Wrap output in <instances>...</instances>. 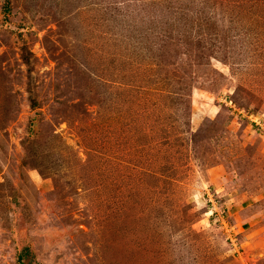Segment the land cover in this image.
Instances as JSON below:
<instances>
[{
	"label": "rangeland",
	"instance_id": "obj_1",
	"mask_svg": "<svg viewBox=\"0 0 264 264\" xmlns=\"http://www.w3.org/2000/svg\"><path fill=\"white\" fill-rule=\"evenodd\" d=\"M0 264H264V0H0Z\"/></svg>",
	"mask_w": 264,
	"mask_h": 264
},
{
	"label": "trees",
	"instance_id": "obj_2",
	"mask_svg": "<svg viewBox=\"0 0 264 264\" xmlns=\"http://www.w3.org/2000/svg\"><path fill=\"white\" fill-rule=\"evenodd\" d=\"M28 91H29V101H30V104L32 105V108H34V107H36L37 102H36V100H35V98H34V96H33L32 91H31L30 89H28ZM23 252L26 253V250H24ZM22 257H23V254H21V255L19 256L20 259H21Z\"/></svg>",
	"mask_w": 264,
	"mask_h": 264
}]
</instances>
